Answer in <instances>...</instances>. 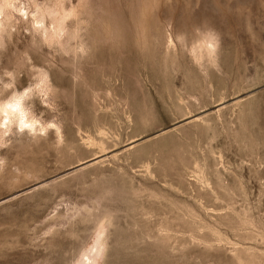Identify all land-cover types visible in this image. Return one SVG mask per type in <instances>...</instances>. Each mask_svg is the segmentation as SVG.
I'll return each mask as SVG.
<instances>
[{
	"label": "rangeland",
	"instance_id": "rangeland-1",
	"mask_svg": "<svg viewBox=\"0 0 264 264\" xmlns=\"http://www.w3.org/2000/svg\"><path fill=\"white\" fill-rule=\"evenodd\" d=\"M4 70L0 264H264V0H0Z\"/></svg>",
	"mask_w": 264,
	"mask_h": 264
},
{
	"label": "clouds",
	"instance_id": "clouds-1",
	"mask_svg": "<svg viewBox=\"0 0 264 264\" xmlns=\"http://www.w3.org/2000/svg\"><path fill=\"white\" fill-rule=\"evenodd\" d=\"M15 88V74L9 70L0 72V119L5 125L13 124V131L24 132L31 125L28 123V111L22 106L29 97V89L13 91ZM18 122V129L15 127Z\"/></svg>",
	"mask_w": 264,
	"mask_h": 264
},
{
	"label": "bare ground",
	"instance_id": "bare-ground-1",
	"mask_svg": "<svg viewBox=\"0 0 264 264\" xmlns=\"http://www.w3.org/2000/svg\"><path fill=\"white\" fill-rule=\"evenodd\" d=\"M35 23H37V25H39L37 29L39 31H43V27L41 26L40 22H35ZM45 34H47V33H45ZM22 106H23V104H22ZM1 121H2V119H1ZM28 123L31 125V127L29 129L30 130H33L34 127H35V122L34 121H28ZM9 124H11V122ZM9 124L8 125H5L4 122L2 123L3 126H5V127L8 126V128H9ZM16 125H17V127H19L18 122L16 123ZM3 129H5V128H3ZM6 129H7V127H6ZM98 256H100V252H99V249L97 248V246L95 245L93 247V251L91 250V252H89V254L86 255L82 260L78 261L77 264H97V258H98Z\"/></svg>",
	"mask_w": 264,
	"mask_h": 264
}]
</instances>
